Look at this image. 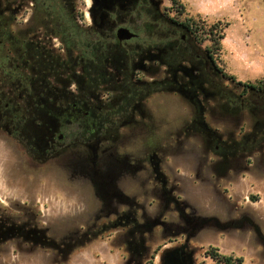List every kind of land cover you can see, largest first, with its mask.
<instances>
[{"label":"flooded vegetation","instance_id":"1","mask_svg":"<svg viewBox=\"0 0 264 264\" xmlns=\"http://www.w3.org/2000/svg\"><path fill=\"white\" fill-rule=\"evenodd\" d=\"M170 17L162 0H0V140L17 167L26 163L27 168L35 169L43 157L44 161L74 165L84 174L91 171L108 217L97 232L89 229L57 242L34 218L21 220L2 213L0 243L24 239L32 245L53 246L66 255L94 236L123 230L119 232L126 238L130 259L140 263L148 251L147 235L161 225L165 232L177 230L185 235L177 250L190 254V238L204 221L186 215L187 206L174 196V187H169L161 167L158 150L163 152L162 147H146L137 155L130 150L120 152V135L110 139L89 130L98 124L119 123L140 136H149L153 118L146 108L149 97L143 93L157 76L164 83L172 81L170 91L189 99L195 114L183 132L198 134L207 149L220 155L212 164L220 175L227 177L242 168L248 153L264 147L263 97L252 99V107L248 101H242L239 109L221 106L219 112L228 118L239 121L246 110L255 120L253 130L241 139H222L205 117L216 108L211 101L218 93L215 79L214 84H206L215 73L211 54L202 48L177 62L166 50L154 51L153 34L160 25L169 26L172 36L179 31ZM120 28L135 35L120 38ZM170 69L174 70L172 78ZM134 90L142 95L125 103L124 94ZM111 107L117 111L114 117L109 115ZM72 126L79 127L80 134H68L66 129ZM153 179L161 183L164 200L163 211L155 217L149 216L141 201L151 200ZM131 183L136 185L133 192L126 188ZM171 206L185 224L163 218L164 210L168 212ZM160 264L195 262H178L168 253Z\"/></svg>","mask_w":264,"mask_h":264},{"label":"rangeland","instance_id":"2","mask_svg":"<svg viewBox=\"0 0 264 264\" xmlns=\"http://www.w3.org/2000/svg\"><path fill=\"white\" fill-rule=\"evenodd\" d=\"M182 1L183 9L171 0H162V5L171 17L180 21L189 16L206 20L203 49L213 46L208 34L210 24L216 20L229 22L222 45L225 61L246 75L264 68V0ZM199 8L216 18L199 15L195 11ZM220 64L228 70L224 63ZM260 74L253 81L264 79V73ZM223 86L240 94V88H235L228 79H224ZM211 104L216 108L206 113V121L222 139L239 140L253 130L255 120L251 112L243 111L236 121L219 112L224 104L218 98ZM146 108L153 118L149 136L147 133L140 136L125 125L111 133L101 130L96 134L107 135L110 139L120 135L117 149L119 146L120 152L130 150L128 152L134 155L146 147L151 150L162 147L163 152L158 150L163 159L161 167L169 187H174V196L187 206L186 215H195L204 221L190 238V254L177 250V246L185 242V235L177 230L165 232L157 225L152 235L146 237L148 251L140 263L130 259L126 238L119 232L123 230H116L94 236L84 245L69 249L66 255L50 245H32L24 239H10L0 243V264H160L168 253L178 262L219 264L208 255L211 247H217L223 254L242 256L245 264H264V147L259 151L257 146L245 156L242 168L224 177L212 166L220 155L212 148L207 149L198 134L183 132L185 124L195 114L188 98L166 90L150 96ZM66 132L74 136L81 130L72 126L67 127ZM15 164L0 140L1 213L21 220L34 218L46 235L57 242L80 236L89 229L97 232L108 219L105 201L91 171L84 174L74 165L53 159L44 161L43 157L35 169L27 168L26 163L25 167ZM152 186L151 200L141 201L149 216L155 217L163 211L164 200L161 183L153 179ZM126 188L133 192L136 185L131 183ZM171 207L168 212L164 210L163 218L185 224L184 217Z\"/></svg>","mask_w":264,"mask_h":264},{"label":"trees","instance_id":"3","mask_svg":"<svg viewBox=\"0 0 264 264\" xmlns=\"http://www.w3.org/2000/svg\"><path fill=\"white\" fill-rule=\"evenodd\" d=\"M174 4H178L182 9L185 7V4L182 0H171ZM200 15V14H199ZM170 19L175 23L176 28L179 31L172 36L169 35L170 32L167 28H170L167 25H160L158 32L153 34V48L154 51L166 50L168 52L169 58L173 61L183 62L191 57V55L201 51L202 42L205 40L203 38V33H205L206 20L199 17L197 19L195 16H189L184 21L170 17ZM229 22H222L221 20H216L213 24H210L208 28V34L210 35V41H212L213 46H208L204 51L211 54V57L215 63V73L211 78L209 77L206 84L211 85L215 83L217 89V98L223 102L225 106H229L233 109H239L242 101L249 102L251 107L254 105L253 100L256 97L264 98V79H257L255 81H239L236 76L228 73L226 69L220 64L224 63L222 59V45L223 39L226 37V29L229 26ZM161 29H165L167 32L162 34ZM185 33L186 38L183 40L182 34ZM164 33V32H163ZM169 33V34H168ZM91 35V34H90ZM192 42V44H191ZM191 59H195L192 57ZM176 68V67H174ZM174 73L173 69H170L169 74L170 78ZM215 79L213 83L212 80ZM224 79L232 81L235 85V88H240V94H236L233 90H228L227 87L223 86ZM174 84L172 81L168 83L162 82L161 77L153 76L151 82V87L148 92L143 94L146 97H150L156 93L168 91ZM234 88V89H235ZM125 103L130 102L132 99H137L140 95V91L134 90L133 92L126 93ZM253 99V100H252ZM249 104V105H250ZM117 111L115 107H111L109 110V115L114 117ZM122 124L119 123H106L98 124L90 127V132H98L101 130L106 131V133H111L117 130ZM2 213L0 212V215ZM208 255L211 256L219 264H245L244 258L242 256H237L234 254H223L219 251L217 247H211L208 250Z\"/></svg>","mask_w":264,"mask_h":264},{"label":"crops","instance_id":"4","mask_svg":"<svg viewBox=\"0 0 264 264\" xmlns=\"http://www.w3.org/2000/svg\"><path fill=\"white\" fill-rule=\"evenodd\" d=\"M184 1H186V0H184ZM185 3H188V2L186 1ZM195 11H196V13L201 14V15H204L206 17L216 18V17H214V14L209 13V12H207L205 10H201L200 8L199 9H195ZM222 59H223L224 64L226 65V67L228 69L227 70L228 73L235 75L236 78H237V80H239V81H244V82L245 81H253L254 79L260 77V76H256V75H262L260 73H264V68H262V69L258 70L256 73H254L253 75H251V74H247V75L246 74H243L238 69H234L228 62L225 61V59L223 58V51H222Z\"/></svg>","mask_w":264,"mask_h":264},{"label":"water","instance_id":"5","mask_svg":"<svg viewBox=\"0 0 264 264\" xmlns=\"http://www.w3.org/2000/svg\"><path fill=\"white\" fill-rule=\"evenodd\" d=\"M118 34L120 38H131L135 35L127 28H120Z\"/></svg>","mask_w":264,"mask_h":264}]
</instances>
